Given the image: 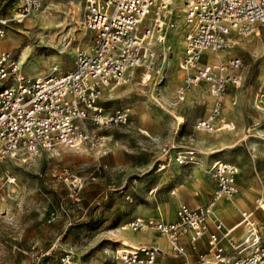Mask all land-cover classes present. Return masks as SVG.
I'll return each mask as SVG.
<instances>
[{"label": "built area", "instance_id": "built-area-1", "mask_svg": "<svg viewBox=\"0 0 264 264\" xmlns=\"http://www.w3.org/2000/svg\"><path fill=\"white\" fill-rule=\"evenodd\" d=\"M46 0H19L10 16L0 14V38L11 23H23ZM80 31L88 37L84 46H77L72 67L59 72L28 77L21 72L18 60L6 51L0 52V167L6 155L29 157L43 151L51 156L60 147L96 150L106 153V130L114 125H127L131 109L110 107L102 101V93L112 84L126 85L140 77L145 83L165 79V41L173 26L169 16L170 0H82ZM184 35L180 68L185 72L183 83L176 89L182 97L193 85L205 84L213 98V107L206 119L195 128L214 131L217 126L232 130L233 122L221 121L223 96L229 87L239 84L238 71L242 59L220 57L219 53L235 46L237 36L250 34L257 25H264V0H183ZM86 47V48H85ZM216 55L209 60L206 52ZM206 57V58H205ZM159 85V84H158ZM264 100V86L259 93ZM171 161L167 157L164 163ZM174 161L188 165L197 161L193 148L179 151ZM164 163L159 167H164ZM208 172L216 188L204 204L195 208L180 203L172 221L136 216L127 222L132 231H155L163 236L172 251L187 264L181 236H187L192 250L197 251L196 264H264V238L257 212L264 213V198L254 201L253 210L240 212L239 221L222 231L221 223L209 229L210 214L221 197L230 198L237 191L239 167L232 162L214 160ZM13 184L14 177H7ZM68 196L78 206L82 197V181H68ZM153 189L148 194H153ZM126 198L131 201L128 195ZM86 214V209L81 213ZM54 217L48 219L51 223ZM237 226L245 235L236 241L231 233ZM206 235L205 248L198 250V241ZM56 247L52 244L46 254ZM114 264H170L157 247L131 246L115 251ZM56 264H76L72 253L64 251Z\"/></svg>", "mask_w": 264, "mask_h": 264}, {"label": "rangeland", "instance_id": "rangeland-1", "mask_svg": "<svg viewBox=\"0 0 264 264\" xmlns=\"http://www.w3.org/2000/svg\"><path fill=\"white\" fill-rule=\"evenodd\" d=\"M177 2L179 8L183 6V0ZM18 4L19 0H0V14L12 15ZM82 11V0H46L23 23H11L6 36L0 38V52L6 51L18 63L20 61L21 72L28 77L46 75L56 64L59 72H67L72 67L76 47L88 42V37L79 28ZM173 14L170 13L168 17L174 25L176 18ZM184 25L185 28L180 32L183 39L188 30L183 20ZM255 32L258 36L254 37ZM56 34L58 36L54 37ZM235 40L233 48L219 55L222 58L238 56L242 59L243 65L238 71L240 84L231 85L223 96L224 109L220 117L226 113L229 119H233L231 106L237 107L233 104L236 98L243 115H238L240 121L233 120L236 124L240 123L237 126L239 135L246 137L234 145L218 144L207 153L218 155L228 151V162L236 163L241 171H251L258 179L256 171L264 166V159H258L260 150L264 148V137L260 136L264 131L259 130L264 127V112H260L259 117L256 114L257 118L250 107V98L253 106L254 93L260 92L264 86V80L259 82L257 78L264 70V25L255 26L250 34L237 36ZM166 47H169L167 43ZM182 55L183 50L176 59L175 72L178 71L177 65L179 61L181 63ZM205 55L209 60L216 58L209 51ZM172 57L171 49L165 55L166 78L162 84L157 85L152 79L143 85L140 84V77H137L120 87L125 89V98L105 100L103 93L102 100L106 105L128 106L132 112L127 125H114L106 130L105 134L112 139L111 143L105 140L106 153L60 147L54 156L43 151L29 157L6 155L7 160L2 161L0 167V264H56L64 251L72 253L76 264H114V244L108 237H113L112 233L121 226L128 228L127 222L134 206L146 199L148 188L155 180L154 175L150 176L152 171L149 166L160 157L161 147L171 139L178 126L174 121L164 127L139 123L134 107L139 100L142 103H147L149 99L157 100L159 91L164 88L173 92L175 98L185 72L179 67L175 81L170 80ZM136 83L138 87H135ZM131 85L134 88H129ZM242 100L248 104L244 105ZM259 104L264 107V100ZM178 105L168 107L172 113L180 114L174 115L178 122H185L183 132L195 134V124L205 117L206 112L210 113L211 105L208 107L203 95L189 100L185 108ZM234 113H239L238 108ZM178 127L181 128V124ZM251 127L256 129L251 132ZM140 128L145 129L148 135L140 133ZM255 143L259 145L254 149ZM117 157L122 161L121 166L114 165ZM196 162L200 164V159ZM127 170L132 172L127 173ZM8 176L14 177L13 184L7 181ZM72 178L82 181V201L78 206L68 196L67 183ZM85 209L86 214L83 216L81 213ZM51 216L54 220L48 223ZM218 222L222 224L224 232L226 225L220 219L214 221ZM261 223L264 227V218ZM53 243L56 244L54 251L46 254Z\"/></svg>", "mask_w": 264, "mask_h": 264}, {"label": "crops", "instance_id": "crops-1", "mask_svg": "<svg viewBox=\"0 0 264 264\" xmlns=\"http://www.w3.org/2000/svg\"><path fill=\"white\" fill-rule=\"evenodd\" d=\"M121 86L124 85H115L106 89L104 99H113L117 97L125 98V89L120 88ZM196 91H200L203 94L199 95ZM202 95L205 97L208 107L211 105L212 110L213 98L207 91L205 84L191 86L182 96L184 97L183 101H181L177 95H175V99L173 92L164 88L162 91H159L157 100L149 99L150 101H147V103L144 104H142V101L140 100L139 102H136L134 107L139 123L154 127H164L169 122L174 121L178 126L181 124V128L177 126L176 129H174L171 139L161 147L160 157L153 162V165L149 166L152 171L150 176L154 175L155 180L149 186L148 190L153 189V194L146 193V199L140 204L134 206L129 220L136 216H141L143 218H151L154 220L172 221L175 219L176 209L180 203H185L190 207L195 208L206 204L211 198L210 195H212V191L215 190L216 183L208 172V167L214 160L228 162L230 158L228 156V151H226L227 153L223 152L218 155H211L207 152L218 144L227 143L229 146L234 145L244 140L246 135L242 137L239 135L237 126L240 123L238 122L236 124L233 120L240 121L238 115H243L242 109L238 106L239 104L237 103L236 98L233 100V104H236L237 107L231 106L233 119H229V116L226 113L221 116L223 120L228 119L227 121L233 122L234 128L232 130L217 126L214 131L196 129L195 134L193 132H183L182 128L185 122H178L177 119L174 118V115L180 114L172 113L168 106H176L179 104L178 106L185 108L189 104V100H195ZM251 102L252 99L250 98V107L253 108ZM242 103L244 105L248 104L244 103L243 100ZM236 108L239 110L237 115L234 113ZM253 111L254 110L252 109V112ZM210 113L208 114V112H206L204 114L205 117H202L199 120L206 119ZM254 115L256 116V114ZM260 115H258V117ZM253 129L256 128H249L251 132ZM259 130L261 132L264 131V127ZM138 131L144 135H148V132L143 128L138 129ZM262 135L264 134H261L260 136L264 137ZM106 139L109 143L112 142L109 135H106L105 140ZM258 145L259 144L255 143L253 145L254 149ZM187 148H193L195 150L196 158L200 159V164L199 162H196L184 167L185 165L182 166L174 161V155L179 151H185ZM260 153L261 155L258 159H264V148L260 150ZM167 157H171V161L164 163V160ZM163 163L164 167H159ZM114 165H122V161L119 157L115 159ZM129 172H132V170H127V173ZM256 176L258 179H255L254 173L251 171H248L247 169L241 171V169H239L237 176L238 193L231 198H225L222 201H219V199L216 202L213 214L210 216L209 229L211 231L213 230L211 227L212 222L219 219L226 225V228L234 226L239 221L241 211L253 210L255 199L258 197L264 198V166L261 167L260 171H256ZM256 216L262 227L261 219L264 218V213L258 211ZM244 235L245 229L241 226L234 228L231 233V236L234 239H241ZM112 236L113 237L108 238H110L114 244L112 250L113 255L115 254V251H118L123 247L128 248L131 246L148 245L160 249L163 253V258L168 263L185 264L182 257L172 253L167 240L155 231H132L129 228L121 226L112 233ZM262 238H264V227H262ZM205 242L206 235L198 241L199 251L204 250ZM180 243L185 247L188 256L187 264H196L197 251L191 249L188 237L185 235L181 236ZM89 264H92V262Z\"/></svg>", "mask_w": 264, "mask_h": 264}, {"label": "bare ground", "instance_id": "bare-ground-1", "mask_svg": "<svg viewBox=\"0 0 264 264\" xmlns=\"http://www.w3.org/2000/svg\"><path fill=\"white\" fill-rule=\"evenodd\" d=\"M170 3H171V5H172V7H171V9H170V7H169V16H170V13H174L173 14V16L175 15V18H176V23L173 25V28H172V31H171V34H170V37L167 39V42L165 41V45H166V43H167V45L169 46V47H167L168 48V50H171L172 49V54H173V57H172V59L170 60L171 61V64L173 65V69L171 70V73H170V75H169V78H170V80L171 81H175V73H178V71H180L179 70V67H180V61L178 62V71L177 72H175V69H174V65H176V59L179 57V56H181V54H182V50H183V47H184V39H183V37H181L180 36V32L182 31V29H183V27L185 28V25L183 26V20L184 19H182V13H183V11H184V5L183 6H181L180 8H179V6H177V0H170ZM47 9V8H46ZM34 12H36V11H34ZM34 12H32V13H34ZM46 12V11H45ZM31 13V14H32ZM255 28V27H254ZM254 30V29H253ZM16 33V32H15ZM17 34V33H16ZM257 35V33L255 32L254 33V37ZM56 36H58L57 34L54 36V37H56ZM62 36V35H61ZM258 36V35H257ZM235 43H236V40L234 41ZM85 44V43H84ZM19 63H20V61H19ZM20 65V64H19ZM57 65V64H56ZM20 67V66H19ZM164 68H165V71H166V58H165V62H164ZM181 69V68H180ZM182 70V69H181ZM40 72V71H39ZM50 73H52V71H50ZM50 73H48V74H50ZM37 76H41V75H37ZM166 78V77H165ZM258 80H259V82H261L262 80H264V70H262L261 72H260V74L258 75ZM141 80V79H140ZM165 80V79H164ZM133 82V81H132ZM164 82V81H163ZM163 82H161V83H157L156 82V84L158 85H160V84H162ZM140 84H143V85H146V83L143 81V80H141L140 81ZM149 84V83H148ZM239 84H240V82H239ZM115 85H120V84H112L110 87H112V86H115ZM135 85V84H134ZM138 85L139 84H137L136 83V86L135 87H138ZM164 86V85H163ZM122 87V86H121ZM128 87V86H127ZM197 87V86H196ZM129 88H134L132 85L129 87ZM195 88V87H194ZM152 90V89H151ZM208 91V90H207ZM261 91V90H260ZM103 93H105V92H103ZM103 93H102V95H103ZM259 93L260 92H255L254 93V100H255V102H254V104H253V112H255V114H260V112H264V107H262V106H260V100H259ZM203 94V93H202ZM102 95H101V97H102ZM104 96V95H103ZM247 96H249V94H247ZM179 98H181V97H179ZM227 99V101L228 102H230L229 100H228V98H226ZM181 100H184V97H182V99ZM209 103V102H208ZM142 104H144V103H142ZM146 106V105H145ZM254 107H256L255 109H254ZM145 108V107H144ZM148 108V107H147ZM105 143H106V141H105ZM227 153V152H226ZM9 156H11V155H9ZM11 157H13V156H11ZM222 158V157H221ZM6 159V156L5 157H1V160H5ZM7 160V159H6ZM221 161V160H220ZM238 193V191L234 194V195H236ZM233 195V196H234ZM232 196V197H233ZM222 198V199H221ZM221 198H219L218 200L219 201H222L223 199H225L226 197H221ZM231 198V197H230ZM217 200V201H218ZM216 201V202H217ZM216 204V203H215ZM213 211H214V209H213ZM213 211H212V213L210 214V216L213 214Z\"/></svg>", "mask_w": 264, "mask_h": 264}]
</instances>
